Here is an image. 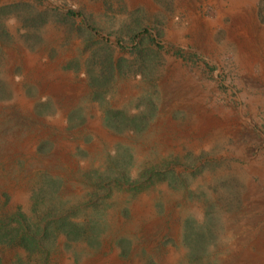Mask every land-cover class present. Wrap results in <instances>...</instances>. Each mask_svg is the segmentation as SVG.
I'll use <instances>...</instances> for the list:
<instances>
[{
  "label": "rangeland",
  "instance_id": "1",
  "mask_svg": "<svg viewBox=\"0 0 264 264\" xmlns=\"http://www.w3.org/2000/svg\"><path fill=\"white\" fill-rule=\"evenodd\" d=\"M28 55L80 98L43 93ZM261 240L264 0H0V264H228Z\"/></svg>",
  "mask_w": 264,
  "mask_h": 264
},
{
  "label": "bare ground",
  "instance_id": "2",
  "mask_svg": "<svg viewBox=\"0 0 264 264\" xmlns=\"http://www.w3.org/2000/svg\"><path fill=\"white\" fill-rule=\"evenodd\" d=\"M233 24H235L236 30H238V29H239V31L242 30L241 23L239 22L238 19L234 18ZM244 31L245 30H242L241 34H243L244 36L247 35V38H249L250 36L248 35V33L244 32ZM231 40H233V39H231ZM246 42L247 41L245 39V43ZM34 60L35 59H33L32 56H30V55L26 56L25 57V65H26L27 70L28 69L32 70L34 76L36 78H38L36 80H38L40 82V90L43 93H46V94L53 96L55 99L62 102L64 105H68L70 102L76 101L80 98V96L83 94V91H84V88L82 85L71 83L70 82L71 79H66V78L65 79H58L59 78L58 76L55 77L53 75V72H52L53 69L52 68H50L49 66H47L45 64L35 63ZM15 86H16V89H15V95H16L15 100H16V102L21 103L23 105H29L28 100L23 96L21 90L19 89V86L18 85H15ZM169 120L170 119H168V118L161 120L159 125H158V127H159L158 128V131H159L158 137L160 140L164 141V144H170L171 143L172 145H174V140H176L177 138H189L190 135H192V134L199 137L201 134L205 133L208 130V125H209V123L207 121H204L199 116V118L197 117V119L193 122V127L190 130L180 131V130H177L176 127H174V126L170 127L169 125H167V126L163 125V123L168 124ZM89 127L97 135H99V136L105 135V131L102 129L98 119L91 121ZM89 127H87V128H89ZM31 141H32L31 138L26 140L24 142L23 146H21L22 148L20 147L24 152H26L28 154L32 152V148H33L32 147L33 144H31ZM71 148H72V146L69 143H62V144L60 143V144H58V146L56 148V152H57V154L62 156L63 157L62 159L65 161V160L69 159L68 158L69 156H67V154H69L71 152ZM147 206H148L147 202L143 201L142 203L136 204L134 207V210H135L136 219H139L141 217H146V222L142 224L141 229L145 235L150 236L153 233L157 232L159 227L164 224V221H162L159 218L154 217L153 215H149L150 211H149ZM169 226H170V229L172 231L175 230V227H173L172 223H170ZM256 243H257L258 248L261 251H264V241L261 240V241H258ZM173 260H174V256L172 254H170L168 257H166L164 259V264H172ZM85 264H129V263L122 262L121 260L118 259L117 255L114 253V254L110 255L109 257H106V258L97 257L95 259H91V260L87 261ZM228 264H264V259L260 260L258 255H256L255 253H250L248 255H242V256L236 258L234 260V262H229Z\"/></svg>",
  "mask_w": 264,
  "mask_h": 264
}]
</instances>
